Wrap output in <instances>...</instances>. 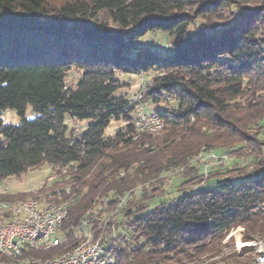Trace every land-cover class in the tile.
Listing matches in <instances>:
<instances>
[{"label":"trees","instance_id":"trees-1","mask_svg":"<svg viewBox=\"0 0 264 264\" xmlns=\"http://www.w3.org/2000/svg\"><path fill=\"white\" fill-rule=\"evenodd\" d=\"M156 32L171 53L141 45ZM150 73L142 98L164 105L153 112L163 129L133 140L120 76ZM5 111L20 123L0 118V182L66 168L57 183L76 195L58 246L23 247L0 263L60 256L85 227L114 264H251L229 233L240 227L243 243L264 242V0H0ZM67 120L91 124L74 136ZM111 120L125 127L105 137ZM210 153L232 160L199 162ZM168 177L178 179L174 196L163 190ZM14 197L0 201L22 202Z\"/></svg>","mask_w":264,"mask_h":264},{"label":"built area","instance_id":"built-area-1","mask_svg":"<svg viewBox=\"0 0 264 264\" xmlns=\"http://www.w3.org/2000/svg\"><path fill=\"white\" fill-rule=\"evenodd\" d=\"M142 90L130 99L133 108L132 139L136 140L141 135H157L163 129L162 120L155 114L146 115L144 108L148 102L142 98ZM207 158L214 164L221 165L230 159L226 155L210 153ZM69 166H72L70 164ZM53 171L52 167H49ZM66 168L60 172H65ZM55 171V170H54ZM6 183V180L2 181ZM196 190L189 192L195 193ZM75 193L69 188L51 192L44 202L37 198L28 199L18 203L0 201V255L7 260H16L21 256V250L26 247L37 252H47L61 243L59 231L67 218V208L75 198ZM83 240L73 250L60 256L41 260L28 258L18 260V264H114L113 257L106 253L102 247V237H95L88 228ZM235 239H240L239 227ZM232 238V235L230 237ZM253 252L251 264H264V242L255 241L247 245ZM238 252H242L238 248ZM6 264V263H0Z\"/></svg>","mask_w":264,"mask_h":264},{"label":"rangeland","instance_id":"rangeland-1","mask_svg":"<svg viewBox=\"0 0 264 264\" xmlns=\"http://www.w3.org/2000/svg\"><path fill=\"white\" fill-rule=\"evenodd\" d=\"M67 1H73V0H45V3L50 8H58L62 4H64ZM199 25V23L197 24ZM141 45L150 48L151 50H154L156 52L160 53H171L170 50H168L171 46V39L166 37L164 34H161L159 32L156 33H148L145 37L141 40ZM154 74L150 73L147 75H125L120 76V80L122 83H124V87L120 90L121 95L125 96L128 100L132 99V97L138 93V91L145 89L151 82V79L153 78ZM78 79V74L75 71H71L66 81L69 85H73ZM173 105L172 102H168V107H171ZM164 107V105H149L147 108H144V113L146 115L153 114L155 110H160ZM35 117V114L33 113L32 109L30 107H27L25 112V118L28 120H31ZM0 118L2 119L4 124H10L13 126H17L20 123V118L15 114L13 111H5L2 112L0 115ZM68 126V130L72 131L74 136H78L80 133H84L86 128L91 124V121H82V122H74L67 120L66 122ZM125 127V123L120 121L111 120L109 126L106 128L104 136L105 137H113L119 130L123 129ZM204 158V157H201ZM200 163H205L207 166L215 165L214 162L209 161L210 159L206 158L204 160L200 159ZM232 158L228 160L225 164L221 165H228ZM217 165V164H216ZM60 173H63L62 171ZM57 172H53L49 169V166L42 165L39 168L29 170L26 173L18 176V177H12L6 180L5 182H0V195H11L15 196L14 199L19 201H25L28 199H34L37 198L38 200L44 202L46 196H48L53 191H58L59 189H62L61 185H59L60 177L57 174H60ZM178 179L175 177H168L164 179V191H168L169 196H174L176 189L175 184L177 183ZM195 190L196 188L192 187L189 188V190ZM119 222V221H118ZM235 231H237L235 229ZM240 238L243 234V229L239 227ZM232 235V241L234 243L235 249L238 251V246H242V248H239L242 250V252L250 251L252 253V260H253V252L246 248L248 247L249 243H243L240 239L236 241L235 235ZM230 233L226 239V242H229L231 239ZM252 262V261H251Z\"/></svg>","mask_w":264,"mask_h":264},{"label":"bare ground","instance_id":"bare-ground-1","mask_svg":"<svg viewBox=\"0 0 264 264\" xmlns=\"http://www.w3.org/2000/svg\"><path fill=\"white\" fill-rule=\"evenodd\" d=\"M239 248H242V246H238Z\"/></svg>","mask_w":264,"mask_h":264}]
</instances>
